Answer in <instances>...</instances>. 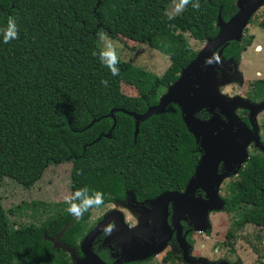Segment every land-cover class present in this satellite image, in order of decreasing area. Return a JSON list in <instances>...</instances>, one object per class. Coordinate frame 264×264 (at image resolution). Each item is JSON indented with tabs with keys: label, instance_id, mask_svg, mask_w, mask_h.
<instances>
[{
	"label": "trees",
	"instance_id": "1",
	"mask_svg": "<svg viewBox=\"0 0 264 264\" xmlns=\"http://www.w3.org/2000/svg\"><path fill=\"white\" fill-rule=\"evenodd\" d=\"M235 2L199 0V10L189 4L169 19L172 0H0V29L13 17L19 32L8 43L0 35V186L7 179L29 190L48 167L71 162L72 192L87 187L103 193V203L90 207L87 216L128 192L144 201L167 190L184 191L201 154L180 108L171 105L141 122L137 138L135 120L124 111L142 115L157 104L160 91L199 54L186 35L199 41L215 37L220 7L229 20ZM101 28L167 55L169 68L158 77L119 58L120 72L113 76L93 55L101 49ZM251 44L250 38L233 42L226 56H239ZM123 83L137 88L139 97L125 95ZM257 89L261 95L264 86ZM223 200L224 212L237 218L234 227L264 228L263 155L250 156ZM48 207L35 201L6 210L0 193V264H70L50 239L73 221L72 214L41 226L20 222L29 210L41 215ZM87 231L78 222L61 242L74 246Z\"/></svg>",
	"mask_w": 264,
	"mask_h": 264
},
{
	"label": "water",
	"instance_id": "2",
	"mask_svg": "<svg viewBox=\"0 0 264 264\" xmlns=\"http://www.w3.org/2000/svg\"><path fill=\"white\" fill-rule=\"evenodd\" d=\"M263 5L264 0H248L227 22L223 20L222 14L220 13L218 17V35L208 39L205 48L198 54L196 59L181 71L179 79L168 88L167 93L162 96L160 102L150 107L148 111L142 115L124 111L135 120V137L137 138L141 122L146 121L154 115L165 113L167 108L171 105L178 106L190 132L195 135L198 143L200 141V146L204 152L196 169V173L190 180L184 193H164L150 203L155 210L152 212L153 215L151 217L154 220V226L160 227L157 237L158 240H156L153 245H140L141 253L132 257L131 254L126 252L124 245L122 246L123 243H120L122 240L129 237H124V233H119L118 245L127 256L126 260H128V262L148 259L160 254L165 249L168 242L172 239L173 234V230L168 222V209L170 203H172L174 207L173 223L177 230V238L180 243L183 242L182 226L180 224L183 218L188 220L198 232H207L210 230L212 227L210 215L215 212H223L225 209V202L219 191L222 180L225 177L239 174V171L249 160V146L252 143H255V146L264 153V145L261 143L258 128L254 126L253 131H251L235 114V111L239 107H242L251 109L252 116H254L258 111L264 109V106L261 105L256 107L240 97L229 100L216 90L213 82L209 80V78L207 82L206 78L201 77L204 73L203 66L205 64L212 66L219 65L226 68V64L217 56L218 51L223 50L230 42H238L241 40L253 16ZM197 76L202 80L200 82L202 84H199V86L194 89L193 79ZM240 77L241 75H239V78ZM214 107H217L221 111L230 122L232 128H238L236 133L232 130H225L214 135L208 134L200 138L198 134L200 132L199 130L205 128V126H202V122L195 116L204 109L213 112ZM110 117L114 118V129L116 126L114 112H111ZM111 134L112 131L105 137L110 138ZM101 138L102 137H100L99 140ZM221 164L225 167V173L219 172ZM197 191H203L205 197L196 196ZM116 213L118 212H109L103 222L87 235L82 244V251L85 254V259L78 260L74 254L77 262L76 264H105L91 248L93 242L107 227L108 223L114 221V215ZM122 223L123 224H119L120 230L126 231L124 220ZM74 224L75 222L70 223L55 238L50 239L55 247L66 250L69 249L61 244V239L67 230L73 227ZM220 264L228 263L222 262Z\"/></svg>",
	"mask_w": 264,
	"mask_h": 264
},
{
	"label": "flooded vegetation",
	"instance_id": "3",
	"mask_svg": "<svg viewBox=\"0 0 264 264\" xmlns=\"http://www.w3.org/2000/svg\"><path fill=\"white\" fill-rule=\"evenodd\" d=\"M247 1L248 0H236L235 2L236 13ZM173 2L174 0H172V3ZM263 10H264V5L255 13L250 23H252V21L256 19V17L258 16V13L262 12ZM220 13L222 14V7H220L218 17ZM224 21L227 22L228 20H224ZM263 21H264V17L262 18L261 21H259V26H260V23ZM216 26H217V35H218L219 33L218 18H217ZM248 27L245 29L243 36L241 40L238 41V43H242L245 39H248V38L252 40V43L255 41L254 34L249 35V36L247 35V33L250 32L248 30ZM233 42H237V41H233ZM233 42H230L228 46ZM207 43H208V39L206 41V45ZM228 46H226L223 50L218 51L217 53V56L226 64V68L224 66H219V65L212 66L209 64H205L203 66L204 73H203V76L201 77L206 78L207 82L209 78V80L213 82L216 90L220 92L223 96L228 98L229 100L240 97L243 100L250 102L252 105L256 107L261 106V105L264 106V91L261 95H259L258 89H257V87L260 85L264 86V69H263L264 67L263 65H260V68H262V70L260 71L258 70L256 72L255 80H252L251 83H249L250 92L245 97L240 96L238 94L231 95L229 94V92L224 91V89L229 86L238 85L241 87V86H244L243 84L245 83V78H244L245 75L239 71V64L241 63L243 59V53L245 51L241 52L239 56L235 54L234 56L227 57L225 51ZM263 50L264 48L261 47L258 51L263 52ZM239 75H241L240 78H239ZM193 80H194V83H193L194 89H196L197 86H199V84H202L200 83L202 80L200 79L199 76L195 77V79ZM168 88L165 89V92L163 93V95L167 93ZM219 88H221V91ZM162 96L159 97L158 103L160 102ZM235 114L238 117V119L244 125H246V127H248V129H250L251 131H253L254 126L258 128V132L261 137L260 138L261 143L264 145V109L258 111L256 115L252 116L251 109H245V108L239 107L235 111ZM195 117L202 122L203 124L202 126H205V128H201L199 130L200 132L198 134L200 138L208 134L214 135V134H217L218 132L225 131V130H232L235 133L238 130L237 127L232 128L230 126V122L226 119V117L221 113V111L217 107H214L213 112H210L208 109L201 110L200 112L196 114ZM182 118H183V115H182ZM183 121L188 131L190 132L184 118H183ZM193 136L195 137V135ZM196 142H197V139H196ZM197 144L199 145V152L201 154L200 161H201L204 155V152L200 146V141L199 143L197 142ZM260 154L264 156V153L255 146V143H252L249 146V159H250V156L252 155H260ZM219 170H220L219 171L220 173H225L224 171L225 167L223 166V164L220 165ZM230 178L233 179L235 178V176L231 175ZM185 190L184 191L167 190L165 192L160 193L155 198L144 200V201H140L133 192H128L126 197L123 200L115 201L114 203L107 206L103 210H93L90 212L89 216H87V214H82L79 217L73 215L74 219L71 223L75 222L74 225H76L78 222H82L84 225L87 226V229H88L87 233L84 235V237H82V239H79L77 244L74 246L61 242V244L64 247L69 248L67 250L61 249L60 247H55V248H58L67 254L70 264L77 263L74 257V254L78 260H84L85 254L82 251V244L84 240L86 239L87 235H89V233H91L95 227H97L103 222V220L105 219L106 215L109 212L116 211L118 213L114 215V221H111L108 223L107 227L93 242V245L91 248L92 251L105 264H157V261L159 258L162 259L159 262L160 264H171L170 258H173V257L175 260H177V264H212L210 263L211 261H209V258H210L209 256L207 255L203 256V255L196 253V235H201L202 237H205L206 239H210L211 229L208 230L207 232H198L196 231L195 227L189 223L188 220L183 218L180 221V224L182 226L183 242L180 243L177 238L178 236L177 230L175 229V225L173 223L174 207L172 203L169 204V209H168V222H169V226L173 230L172 239L168 242L165 249L160 254L156 256H152L145 260H140L137 262H128V260H126L127 256L124 254L122 248L119 247L118 245V241H119L118 236H120L119 233H124V237H129L125 240H122L120 243L121 244L123 243L122 246L124 245L126 252L131 254L132 257H135L141 253L140 245H143V246L146 244L153 245L155 241L158 240L157 237H158V232L160 231V227L154 226V220L151 217L153 215L152 212H154L155 210L150 205V203L156 200L158 197H160L164 193H168V192L184 193ZM196 196L205 197V193L203 191H197ZM95 211L100 212V215L96 219L93 214V212ZM68 213L69 212L67 211V208L57 209V212L51 214L50 218L51 217L56 218L58 215L62 216V214L68 215ZM123 220H124V224L126 225L125 226L126 231L120 230L119 224H123L122 223ZM130 237H134V238H130ZM202 247L204 248L205 246L203 245ZM219 263H221V261L217 262V264ZM228 264L230 263L228 262Z\"/></svg>",
	"mask_w": 264,
	"mask_h": 264
},
{
	"label": "rangeland",
	"instance_id": "4",
	"mask_svg": "<svg viewBox=\"0 0 264 264\" xmlns=\"http://www.w3.org/2000/svg\"><path fill=\"white\" fill-rule=\"evenodd\" d=\"M173 6L174 2L170 5L168 13L174 16L178 13L175 12ZM263 17L264 10L258 13L256 19L248 27L250 32L247 35L254 34L255 41L243 53V59L239 64V71L245 75V83L241 87L232 85L225 88L224 91L229 92L231 95L238 94L245 97L250 92L249 83L255 80L256 72L262 70L260 65L264 67V50L263 52L258 51L261 47L264 48V29L259 26V21ZM111 38L116 46L118 57L132 66L158 77L162 76L170 66V60L167 55L154 50L148 45L126 39L121 35ZM186 38L192 49L197 53H200L206 45V41L196 40L190 34H187ZM98 42L102 48V42L100 40ZM219 89L221 91V88ZM122 91L125 95L131 97H139L140 95L137 88L126 83L122 84ZM164 92L163 90L160 91V97ZM256 161L259 162L258 159ZM71 170V162H66L59 166H50L44 171L37 184L29 190L23 189L22 186L6 179L0 186L5 209L17 208L25 203L28 204L35 201L47 204L49 210L41 212L43 214L32 215V211L29 210L27 212L28 216L20 220V222L28 225H43L49 220L51 214L57 212V209L68 208L61 207V204L65 203L64 197L72 193ZM231 178L225 177L221 182L219 191L222 198L227 195ZM93 214L96 219L100 212L95 211ZM235 220L237 218L233 214H228L224 211L211 214L210 239L196 235V253L209 256V261L212 264H217L219 261L221 263L229 262L230 264H264V228L253 224L234 227L233 222ZM229 232L232 234L231 238L228 237ZM203 245L205 246L204 248L202 247ZM160 260L162 259L159 258L157 264H160ZM170 260L171 264H177V260L174 257L170 258Z\"/></svg>",
	"mask_w": 264,
	"mask_h": 264
},
{
	"label": "clouds",
	"instance_id": "5",
	"mask_svg": "<svg viewBox=\"0 0 264 264\" xmlns=\"http://www.w3.org/2000/svg\"><path fill=\"white\" fill-rule=\"evenodd\" d=\"M191 4L196 10H199V0H174V10L176 13H180L184 8ZM173 18L171 15L169 19ZM0 35L3 36V42L8 43L13 39L19 38V32L17 29L16 21L13 17H8L7 27L0 29ZM97 38L102 42V48L93 55H99L101 63L108 68L109 72L113 76L119 75V63L120 59L117 55L116 46L113 39L102 28L96 33ZM101 84L105 87L108 85L107 80H101ZM65 203L68 205L67 211L77 217L81 216L90 207L98 206L103 203V193L99 191H89L87 187L76 189L69 195L64 197Z\"/></svg>",
	"mask_w": 264,
	"mask_h": 264
},
{
	"label": "crops",
	"instance_id": "6",
	"mask_svg": "<svg viewBox=\"0 0 264 264\" xmlns=\"http://www.w3.org/2000/svg\"><path fill=\"white\" fill-rule=\"evenodd\" d=\"M171 5V4H170ZM170 7V6H169ZM169 14V13H168ZM179 14V13H178ZM170 15V14H169ZM171 16H173V15H171ZM174 16H176V15H174Z\"/></svg>",
	"mask_w": 264,
	"mask_h": 264
}]
</instances>
